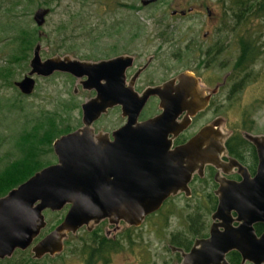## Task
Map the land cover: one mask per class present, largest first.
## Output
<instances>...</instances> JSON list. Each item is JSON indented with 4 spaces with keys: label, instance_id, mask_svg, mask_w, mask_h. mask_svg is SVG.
I'll return each instance as SVG.
<instances>
[{
    "label": "water",
    "instance_id": "water-1",
    "mask_svg": "<svg viewBox=\"0 0 264 264\" xmlns=\"http://www.w3.org/2000/svg\"><path fill=\"white\" fill-rule=\"evenodd\" d=\"M157 0H139L145 7ZM49 9L39 7L32 14L37 28L44 24ZM183 15L184 11L179 12ZM174 15L175 11H170ZM37 32V36H42ZM40 44L37 42L28 62L29 70L13 85L20 94L29 95L34 88V77H49L53 73H64L80 80L82 90H92L94 96L80 105L81 127L61 135L51 143L56 162L35 172L24 182L0 197V260L9 258L16 250L29 248L31 258L38 260L62 251V243L68 234L79 228L96 224L103 219L129 226H138L147 215L156 211L162 202L178 192L188 195L187 183L192 173L200 174L204 164L217 167V157L200 150L202 139L208 135V127L199 130L181 146L171 147L174 130L175 100L171 92L181 88L185 80L193 85L188 75L181 74L178 84L165 82L161 87L145 89L140 97L132 92L117 89L111 94L112 81L120 86L123 71L131 58L117 56L97 62L80 61L68 56H55L41 60ZM105 84H101V81ZM159 98L160 114L137 122V115L148 96ZM121 105L124 124L111 133L112 141L105 134H94L91 124L113 105ZM170 136V137H169ZM246 138L254 145L258 156V167L254 177L258 183L264 177V137ZM218 189V203L212 219L227 218L231 202L230 182ZM244 184L240 182L239 186ZM233 189V188H232ZM241 188L237 187L236 191ZM240 205V211L244 208ZM67 207L61 221L37 240L46 227L42 212H60ZM242 212V211H241ZM242 212L241 216L246 217ZM247 218V217H246ZM243 222L246 219L243 218ZM222 233L211 227L209 237L197 241L204 250L191 249L181 254L180 264H228L225 254L228 230L222 224ZM244 261L264 264L260 251H237Z\"/></svg>",
    "mask_w": 264,
    "mask_h": 264
},
{
    "label": "rangeland",
    "instance_id": "rangeland-1",
    "mask_svg": "<svg viewBox=\"0 0 264 264\" xmlns=\"http://www.w3.org/2000/svg\"><path fill=\"white\" fill-rule=\"evenodd\" d=\"M14 1L0 0V68L8 67L9 56L17 52V45L9 39L16 31L8 25L9 19L14 15L13 20L19 27L27 24L34 30L35 37H39L38 31L43 34L38 40L41 60L68 56L80 61L97 62L127 54L132 55L135 58V65L140 66L146 58L152 57L148 73L154 80L165 78L168 74L181 69L200 73V68L196 69L197 54L193 53L195 43L207 45L209 41L217 38L228 45L221 57L224 59L228 57L225 60L229 62L224 69L217 68L215 63L216 66H212L209 71L218 73L219 77L225 72H231L235 78H238L240 74H234L232 70L238 54V41L249 39L264 44V15L240 22L228 11L222 18L221 3L227 5L234 0H160L151 7L145 6L141 9H139V0H18L19 4L13 6ZM200 3L207 5L213 15L212 19L206 17L205 10L200 11L197 7L201 5ZM39 7L48 8L49 13L45 17L44 24L37 28L31 17L34 10ZM188 8H193V11L184 16L179 15L180 11H186ZM170 11H175V14L171 16ZM61 26L65 28L61 29ZM161 30L166 31L169 41L159 37ZM205 37L209 39L208 42ZM189 38H192L193 43L188 53L182 60H174L171 56L172 52L183 47ZM261 52H264V48ZM31 55L30 50L25 62L22 61V66L14 65L11 69L9 65L11 75L8 72L1 73V164L20 155L15 145L18 134L28 129L35 119L43 114L54 113L59 117L60 128L66 126L73 130L80 126V105L91 96L88 91L80 88L78 80L62 73H54L46 78L34 77L32 93L27 96L21 95L13 83L20 81L29 70L28 62ZM165 65L168 67L167 73H163L159 68ZM250 69L252 71L247 77L248 80L244 82L241 90L235 93L231 102L224 99L225 89L220 92V106L230 111L222 112L227 121H232L237 104L244 109H250L254 115L259 116L258 127L264 131V53L257 57L250 65ZM231 104L235 106L230 110ZM254 104H260L258 112L253 110ZM115 117L117 115L113 113L101 117L94 125L95 131L101 127L117 125L120 121ZM43 160L50 161V164L56 162L52 150L43 157ZM46 215L44 218L47 222L53 221L54 216ZM59 217L60 215L56 219ZM145 230L146 227L142 226L138 232ZM76 236L67 237L70 243L64 245L59 254L42 257L41 260L38 259V264H83L78 253L69 255L73 244L74 246L80 244L75 241ZM154 237L150 233H145L144 241H151L152 245H155L158 241ZM143 252L136 251L131 254L129 251H124L114 256L110 264L125 262L168 264L170 260L167 251ZM3 261L4 259L0 264H7ZM16 261V257L9 258L10 264H15Z\"/></svg>",
    "mask_w": 264,
    "mask_h": 264
},
{
    "label": "flooded vegetation",
    "instance_id": "flooded-vegetation-1",
    "mask_svg": "<svg viewBox=\"0 0 264 264\" xmlns=\"http://www.w3.org/2000/svg\"><path fill=\"white\" fill-rule=\"evenodd\" d=\"M159 1L157 0L149 5H154ZM221 4V16L223 18L226 3L222 2ZM197 7L200 8V11L205 10L207 18H213L206 4H201ZM191 11H193V8H188L183 15H180V13L179 15L184 16L187 13H191ZM161 32L159 37L169 41L166 31L161 30ZM205 38L206 42H208L209 39ZM192 43V38H189L183 47L174 50L171 54L173 59L182 60L188 53ZM208 43L207 45H196L195 43V48H193V53L196 52L197 54L195 58L196 69L200 68V73L181 69L158 80H154L148 73L152 57L146 58L142 65L137 66L132 55H119L128 56L131 61L129 66H126L123 71V82H121L120 86H117L112 81L111 94L113 92L118 94L115 91L120 89V92H132L137 97H140L145 89L161 87L162 84L168 81H172V85L175 87L181 74L188 75L189 80H193V85H189V81L185 80L181 88L170 94L175 100L174 110L177 112L173 121L174 130L177 134L171 138L170 148L183 145L199 130L208 127L210 129L209 134L202 139L199 148L202 152L208 153V155H215L218 166L204 164L200 174L197 172L192 173L187 183L188 195L178 192L169 196L156 211L144 217L138 226H129L123 221L112 223L107 219H103L96 224L90 223L79 228L74 234H68L63 240L62 249L67 237L77 235L75 241L77 240L76 242L81 243L80 239H82L84 247L83 249L71 248L70 251H87L83 264H110L114 256L124 251H129L131 254L136 251H167L170 258L168 264H180L181 254H186L193 248L195 251H219L218 249L204 250L195 242L206 240L209 237L211 227L216 233H222L224 230L222 224L228 230L227 236L229 240L227 243L230 245V249L225 254V260L228 264H251L247 261L241 263V257L237 251H260L264 256V177L261 178L262 183L254 180L259 160L254 145L246 138V136L264 137V131L258 127L259 116L254 115L250 109H244L238 104L236 105L237 108L234 111L232 121H227L223 116L222 112L230 111L221 108L220 92L225 89L224 99L231 102L236 93L233 92L235 90L234 87L239 83L237 92L240 91L245 77L240 74L238 78H235L231 72H225L223 76L219 77L218 73L209 71L212 66L216 65L217 68L224 69L225 66L227 67L229 60H225L228 57L225 59L221 57L225 52L224 50L228 47L227 44L223 43V40L217 38ZM218 57L221 58L219 59ZM233 66L234 63L232 70ZM159 68L163 73L168 71L166 65ZM68 76L69 78L71 77L70 75ZM236 80H238V83H236ZM101 84H105V81H101ZM88 92L91 94L90 98H92L94 92L92 90ZM159 103L160 100L157 96H148L138 112L136 121L143 122L160 114ZM234 106L235 104H231L230 110ZM259 107L260 104L252 106L253 110L257 112ZM110 113L117 115L115 118L116 120L119 119L120 122L115 126H105L95 131V123L101 117ZM124 122L125 118L121 116V105L115 104L107 108L105 113L101 114L91 124V128L94 134H105L107 140L112 141L111 133L121 127ZM80 127L81 124L70 132ZM219 181L230 182L228 186L231 188L229 192L231 199L229 214L224 220L212 219L218 203V189L223 185L219 184ZM242 181H244V184L239 186ZM237 187L241 188V190L236 191ZM239 204L244 206L241 211L247 214V218L241 216L242 212ZM66 209L67 207H64L60 211L61 219ZM50 213L59 212H50L48 210L42 212L43 217ZM243 218L246 219V222H243ZM45 222L47 224L46 220ZM142 226H145L146 230L138 232ZM51 229H46L45 227L41 230L34 243ZM145 233L155 236L158 241L157 244L152 245L151 241H144ZM24 251L30 253L29 248ZM123 264L133 263L125 262Z\"/></svg>",
    "mask_w": 264,
    "mask_h": 264
},
{
    "label": "trees",
    "instance_id": "trees-1",
    "mask_svg": "<svg viewBox=\"0 0 264 264\" xmlns=\"http://www.w3.org/2000/svg\"><path fill=\"white\" fill-rule=\"evenodd\" d=\"M18 4V0H15L13 6ZM151 6H153V4L148 7ZM233 6L234 8H232ZM139 9H141V6H139ZM224 11L226 13L228 11L231 12L232 17H234L237 21L246 22L249 19L258 18L264 15V0H234L233 3L229 2V4L225 5ZM14 18L15 15L8 21L10 28L12 30H16L13 32L14 34L12 33L10 35L9 39L17 45L16 54L9 56L8 59V64L11 65V69L14 65L22 66V61L25 62L29 51H32L33 46L39 42L38 40H40L39 37H35L33 29H30L27 24H24V27H19L16 21L13 20ZM62 28L64 29L65 27L61 26V29ZM161 33L162 32L160 31L159 36ZM263 48L264 44L260 42L255 43V41H251L249 39H240L238 41L239 54L234 62L233 71L235 74H241L242 77H245L243 82L246 83L248 80L247 77L252 71L250 69V65L257 59L258 56L260 57L264 53L261 52ZM9 65L8 67L5 66L0 68V77L1 73L5 72L10 73L11 75L12 72L10 71ZM236 83H238V80H236ZM238 85L236 84L233 92H237ZM59 126V117H57L54 113H46L35 119L33 124L28 129L23 130L22 133L18 134L15 145L19 149L20 155L12 157L10 160H5L2 164L0 162V197L4 196L9 190L24 182L35 172L47 165H50V161L43 160V157L47 155V153H51V143L59 136L67 134L72 130L71 127L64 126V128H60ZM49 215L54 216V218H52L53 221L49 220L47 222L46 229H51L61 220L60 212L50 213ZM59 215L60 217L56 219ZM80 240L81 243L78 246H74L72 243L73 248L83 249V241L82 239ZM68 243L70 242L66 239L64 241V245L67 246ZM69 252V255L78 253L83 260L87 251ZM29 254L27 251L16 250L9 258L16 257L17 261L15 264H38L39 260L32 259ZM9 258H5L3 262L10 264Z\"/></svg>",
    "mask_w": 264,
    "mask_h": 264
}]
</instances>
